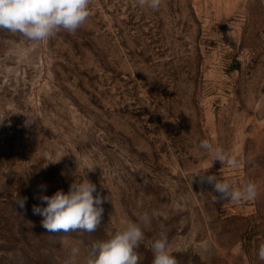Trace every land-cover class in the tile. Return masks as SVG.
Masks as SVG:
<instances>
[{
    "label": "rangeland",
    "instance_id": "1",
    "mask_svg": "<svg viewBox=\"0 0 264 264\" xmlns=\"http://www.w3.org/2000/svg\"><path fill=\"white\" fill-rule=\"evenodd\" d=\"M90 11L75 34L42 42L0 30V264H65L76 244L84 264L93 243L153 211L140 264L161 232L177 264H264V0L158 11L91 0ZM204 139L240 166L213 162ZM85 174L107 198L102 223L49 232L36 197ZM202 174L252 181L257 197L220 200Z\"/></svg>",
    "mask_w": 264,
    "mask_h": 264
},
{
    "label": "clouds",
    "instance_id": "2",
    "mask_svg": "<svg viewBox=\"0 0 264 264\" xmlns=\"http://www.w3.org/2000/svg\"><path fill=\"white\" fill-rule=\"evenodd\" d=\"M90 4L91 0H0V30L20 33L33 42L48 40L61 30L75 34L90 17ZM136 4L140 8L158 11L162 0H136ZM199 148L211 156L213 162L219 161L223 166L232 168L240 166L235 155L214 146L207 139L200 142ZM201 178L213 186L220 200L239 203L254 200L258 194L257 185L252 181L237 188L215 175L202 174ZM38 188L43 193L47 185L41 184ZM36 198L41 204L33 205V214L43 217L42 226L49 232L80 230L89 233L96 231L102 223V204L107 199L101 197L86 174L81 182H73L67 193L58 190L52 196L41 194ZM26 201L27 197H24L16 203L23 208ZM157 214L155 211L151 215L145 212L138 217L139 222L127 221L108 239L93 243L84 264H140L137 249L145 240L144 229L151 225ZM211 246V242H204L202 247L207 251ZM150 248L152 264H177L166 233L161 232L158 238L151 240ZM80 255L81 248L76 244L70 249L65 264H78ZM258 259L264 261V244L259 246Z\"/></svg>",
    "mask_w": 264,
    "mask_h": 264
}]
</instances>
